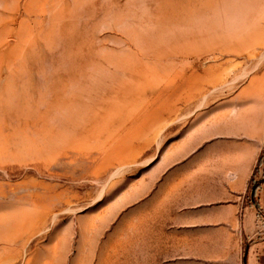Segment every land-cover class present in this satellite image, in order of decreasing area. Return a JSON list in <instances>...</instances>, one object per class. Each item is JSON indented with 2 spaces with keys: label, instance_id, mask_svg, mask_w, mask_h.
<instances>
[{
  "label": "rangeland",
  "instance_id": "obj_1",
  "mask_svg": "<svg viewBox=\"0 0 264 264\" xmlns=\"http://www.w3.org/2000/svg\"><path fill=\"white\" fill-rule=\"evenodd\" d=\"M253 95L264 0H0V264H231L152 196L189 113Z\"/></svg>",
  "mask_w": 264,
  "mask_h": 264
},
{
  "label": "crops",
  "instance_id": "obj_2",
  "mask_svg": "<svg viewBox=\"0 0 264 264\" xmlns=\"http://www.w3.org/2000/svg\"><path fill=\"white\" fill-rule=\"evenodd\" d=\"M189 114L190 123L172 141L182 154L162 174L160 194L152 196L161 199L169 233H180L174 246L229 247L231 264H264L257 216V207L264 208V158L258 165L264 154V99L253 95L235 109L224 110L223 101L219 110Z\"/></svg>",
  "mask_w": 264,
  "mask_h": 264
},
{
  "label": "built area",
  "instance_id": "obj_3",
  "mask_svg": "<svg viewBox=\"0 0 264 264\" xmlns=\"http://www.w3.org/2000/svg\"><path fill=\"white\" fill-rule=\"evenodd\" d=\"M257 216H258V222L260 223V226L262 227L261 232L264 234V208L263 207H257Z\"/></svg>",
  "mask_w": 264,
  "mask_h": 264
},
{
  "label": "trees",
  "instance_id": "obj_4",
  "mask_svg": "<svg viewBox=\"0 0 264 264\" xmlns=\"http://www.w3.org/2000/svg\"><path fill=\"white\" fill-rule=\"evenodd\" d=\"M263 158H264V154L259 158V161H258V165H260L261 163H262V161H263ZM257 165V166H258ZM257 168V167H256ZM256 170V173L259 171L258 169H255ZM252 184H253V181L251 182V186H252ZM254 185V184H253ZM250 186V187H251Z\"/></svg>",
  "mask_w": 264,
  "mask_h": 264
},
{
  "label": "water",
  "instance_id": "obj_5",
  "mask_svg": "<svg viewBox=\"0 0 264 264\" xmlns=\"http://www.w3.org/2000/svg\"><path fill=\"white\" fill-rule=\"evenodd\" d=\"M255 186L252 187V189H254Z\"/></svg>",
  "mask_w": 264,
  "mask_h": 264
}]
</instances>
